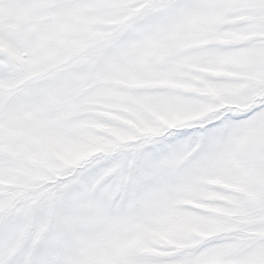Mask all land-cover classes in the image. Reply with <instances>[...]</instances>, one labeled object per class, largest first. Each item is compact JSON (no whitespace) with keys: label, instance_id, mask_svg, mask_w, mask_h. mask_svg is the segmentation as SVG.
<instances>
[{"label":"snow or ice","instance_id":"1","mask_svg":"<svg viewBox=\"0 0 264 264\" xmlns=\"http://www.w3.org/2000/svg\"><path fill=\"white\" fill-rule=\"evenodd\" d=\"M0 264H264V0H0Z\"/></svg>","mask_w":264,"mask_h":264}]
</instances>
